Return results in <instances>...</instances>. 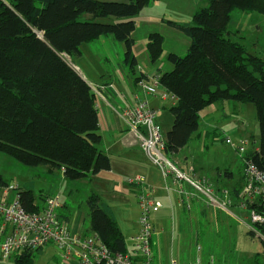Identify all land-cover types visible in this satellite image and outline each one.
<instances>
[{"label":"trees","instance_id":"trees-1","mask_svg":"<svg viewBox=\"0 0 264 264\" xmlns=\"http://www.w3.org/2000/svg\"><path fill=\"white\" fill-rule=\"evenodd\" d=\"M150 0H0V152L31 167L60 170L79 180L110 168L100 142L95 95L87 82L60 55L79 56L80 45L99 36H112L126 48L134 44V17ZM191 25L168 21L189 38L184 56L167 55L171 70L156 75L176 102L165 133L167 157L182 152L198 130L199 113L218 102L236 101L255 107L258 147L249 158L264 169V61L227 37L230 13L264 14V0H207ZM87 15L88 19L83 20ZM124 18L115 23L98 19ZM42 34L40 39L37 34ZM163 36L150 33L146 48L152 63L162 54ZM134 62H131V65ZM0 175V186L5 185ZM18 199L28 212L39 207L29 190ZM259 197L247 202L249 214L264 217ZM89 230L113 253H126L122 233L90 194L86 201ZM261 227L263 223L251 222ZM264 247V243H263ZM34 253L13 255L14 264H32Z\"/></svg>","mask_w":264,"mask_h":264},{"label":"rangeland","instance_id":"rangeland-1","mask_svg":"<svg viewBox=\"0 0 264 264\" xmlns=\"http://www.w3.org/2000/svg\"><path fill=\"white\" fill-rule=\"evenodd\" d=\"M164 9H171L170 16L163 22L155 24L151 29L163 36L162 54L156 66L160 71H169L172 66L167 61V55L174 53L184 56L189 46V38L181 31L170 26L168 21L172 20L183 25H191L193 14L200 8L207 7V0H181L174 3L171 0L163 1ZM181 7L177 12L175 7ZM198 5V6H197ZM172 17V18H168ZM144 26H140L137 35L144 32ZM227 37L232 41L242 44L248 54L261 58L264 61V14L256 12H245L238 9L230 13L227 24ZM152 31V32H155ZM66 56V55H65ZM65 61L72 66L73 59L67 56ZM218 103L215 111L212 107H206L200 113L199 131L200 137L189 141V148L182 151L181 156H187V168L195 167L196 173L205 177L209 183L197 182L201 190L193 189L195 197L189 202L190 211L185 207V223L176 228L175 238L180 239L181 261L186 264H264V230L253 226L250 214L246 208L241 209L240 202L246 197L243 195L244 181H241L240 167L242 159L238 158L229 149L225 138L231 141H240L237 136L229 134L233 126L242 121L247 124L246 140L253 138L258 140V123L255 118V107L236 101H223ZM232 104H237L239 110H234ZM158 115L157 122L164 134L168 129L166 116L172 115L163 110ZM170 125V124H169ZM259 130V129H258ZM198 131V130H197ZM204 131H212L204 134ZM213 132L216 133L214 138ZM231 136V137H230ZM215 140H214V139ZM191 142V143H190ZM190 153V154H189ZM168 159L177 169L186 173L188 177L195 180L187 171L181 168L175 161ZM244 167V165H243ZM42 166H26L12 157L0 152V175L8 185H16L17 190L9 193L12 198L16 192L29 190L34 196V202L42 207L44 200L48 197L58 196L62 207L57 210L60 217L73 216L75 213H84L83 228H88L86 198L89 187L81 180H68L61 177L58 171L43 177L40 174ZM226 173H232V180L227 178ZM231 181V182H230ZM239 183V196L233 192L225 191L229 183ZM226 183H228L226 185ZM208 190V194H205ZM64 205V206H63ZM179 223V222H178ZM126 245L129 242L125 237ZM178 245V244H177ZM152 250V249H151ZM14 255V254H13ZM13 255L0 264H14ZM174 259L169 257L167 261ZM32 264H61L58 253L52 245H48L39 252L34 253Z\"/></svg>","mask_w":264,"mask_h":264},{"label":"crops","instance_id":"crops-1","mask_svg":"<svg viewBox=\"0 0 264 264\" xmlns=\"http://www.w3.org/2000/svg\"><path fill=\"white\" fill-rule=\"evenodd\" d=\"M98 1L127 2L128 0ZM163 1L165 0H150L134 17L136 24L135 30L132 33L134 44L129 58H126V48L124 44L115 40L112 36H99L90 42L83 43L79 47L80 55L68 58L74 60L71 63L72 68L87 82L95 95L98 127L101 137L100 142L97 144V148L108 156L110 162V168L108 170L99 171L79 179L84 181L89 187L87 198L90 194H95L98 197V204L107 215L113 219L123 235L124 242L125 237L127 238L129 247L125 242L126 253L135 257L131 237H133L139 229V208L136 194L140 191L141 186L128 184L127 179L135 176L141 177L145 186L152 189L151 197L153 198V206L150 209L149 219L154 228L151 239L152 259L154 264H168L167 259L169 257L177 260L178 264H186L184 261H181L180 239L178 238V240H176L175 233L180 222L185 223L184 209L186 207V209L190 211L189 202H191V200L193 201L195 197L193 189L196 188L186 179L175 178L173 174L167 177L162 175L159 168L149 161L134 136L128 132L126 122L121 112L123 101L128 103L133 96L146 99L149 107L156 112L157 118L158 115L160 117L162 116L160 113L161 111L166 110L169 112L170 107L176 102L175 99L168 98L163 100L160 98V92L164 91L160 85L156 87L157 92L154 95L145 94L138 85V80L140 79L150 82L149 80L151 78L163 73V71H160L161 67L156 66L160 58L155 63H152L146 48L148 35L153 33L152 31H155L151 28L155 24L163 22L167 16H170L168 15L170 14L169 12H174L170 11V8L164 9V4H161ZM171 1L177 4L181 0ZM200 1L203 2L204 0ZM180 8L181 7L176 5L175 11L177 12ZM82 19H88V16L85 15ZM121 20H124V18L118 19L109 17L98 19V21L103 23H115ZM140 26H144L146 29L138 36L137 31ZM132 61L134 63L131 65ZM218 103H222L221 105L224 106L230 105L229 102V104L223 102ZM218 103L208 106L212 107L213 110H210L211 112L217 109L218 106L216 105ZM232 105L234 110H239L237 104ZM166 118L169 127L165 130V133L170 129L173 121V117L171 118L169 115L166 116ZM248 129V125L241 121L240 124L231 128L229 134L237 136L240 140L239 142H241L246 140L247 137L245 134ZM256 129L259 134V128L257 127ZM165 133L163 135H165ZM203 133L206 135L212 133V131H204ZM200 134L201 132L198 129L190 140L197 137L199 138ZM213 136L214 138L216 137L215 132H213ZM226 138L231 141V138ZM231 142L234 145L231 146L227 144L229 149L233 151L238 158H241L235 147L239 142L234 140ZM188 144L185 149L189 148ZM253 147L257 149L258 140H255L252 136L248 142V149H252ZM181 155H183L182 152H179L172 154L170 157L177 165L181 166V168H187L186 164L189 157ZM41 166L43 170L40 171V174L37 173V175L44 174L43 177H47V175L55 171L49 170L47 166ZM187 169V172L191 174L195 180L188 177L186 173L179 169L178 171L181 172L185 178L194 183L203 182L210 184L208 179L196 173L195 167L191 166ZM56 171L59 172L61 177H64L60 170ZM226 174L227 178L232 180L233 174ZM240 177L241 181H244L243 160L240 167ZM227 184L228 183H226V185ZM238 186L239 183L237 182L229 183L225 191L228 189L233 192L234 195L239 196L237 190ZM229 191L227 192L230 193ZM239 206L241 209H244L241 206V202ZM61 218L73 232L85 234L90 231L88 207L87 230L83 228L85 220L84 213L78 212L73 216H64Z\"/></svg>","mask_w":264,"mask_h":264},{"label":"built area","instance_id":"built-area-1","mask_svg":"<svg viewBox=\"0 0 264 264\" xmlns=\"http://www.w3.org/2000/svg\"><path fill=\"white\" fill-rule=\"evenodd\" d=\"M148 81L138 80V85L145 94L154 95L159 85L157 76ZM160 98L175 99L166 91L160 92ZM122 116L128 132L134 136L149 161L159 168L164 177L173 174L175 178L189 181L196 189L202 188L178 171L176 166L164 153L165 139L157 122L156 112L149 107L146 99L133 96L128 103L123 101ZM225 143L234 145L228 138ZM243 160L244 186L243 195L246 197L241 206L246 208L251 203L263 197L264 208V169H259L249 158L256 149H248L247 140L235 145ZM128 184L141 186L136 194L138 215V232L131 237L134 255L128 253H113L100 240L98 235L89 231L85 234L73 232L57 210L62 207L58 196L48 197L42 207L36 212H28L21 205L16 192L13 197L9 193L18 189L16 185L0 186V261L8 260L13 254L22 252H39L52 245L58 253L61 264H154L152 259L151 239L154 228L149 219L153 206L152 189L145 186L139 176L127 179ZM208 194V190L204 191ZM251 222L263 223L264 217L254 211L250 212ZM212 264V261L210 260ZM168 264H178L170 259ZM195 264H199L196 260Z\"/></svg>","mask_w":264,"mask_h":264},{"label":"water","instance_id":"water-1","mask_svg":"<svg viewBox=\"0 0 264 264\" xmlns=\"http://www.w3.org/2000/svg\"><path fill=\"white\" fill-rule=\"evenodd\" d=\"M37 36L40 38V39H42V34H37ZM60 57H62V59L63 58H65L66 56L65 55H60ZM64 61H65V59H63ZM66 63H67V61H65ZM68 65H69V63H67ZM71 68H72V66L71 65H69ZM73 69V68H72Z\"/></svg>","mask_w":264,"mask_h":264}]
</instances>
